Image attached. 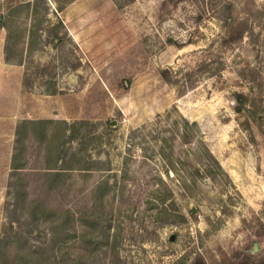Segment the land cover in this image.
<instances>
[{
    "label": "rangeland",
    "instance_id": "obj_1",
    "mask_svg": "<svg viewBox=\"0 0 264 264\" xmlns=\"http://www.w3.org/2000/svg\"><path fill=\"white\" fill-rule=\"evenodd\" d=\"M215 1L251 0H0V264L264 254V129L234 95L264 128V0L232 47ZM55 90L70 121L40 118Z\"/></svg>",
    "mask_w": 264,
    "mask_h": 264
},
{
    "label": "trees",
    "instance_id": "obj_2",
    "mask_svg": "<svg viewBox=\"0 0 264 264\" xmlns=\"http://www.w3.org/2000/svg\"><path fill=\"white\" fill-rule=\"evenodd\" d=\"M219 1H215L214 9L216 7L215 13L223 19V33L220 36V44L225 47H232L239 42H241L245 35L253 36L254 34V25H260L262 23L263 11L261 8H258L253 0L248 2L246 6L239 9L236 8L233 2H227L220 6ZM249 68L239 69L238 73L242 77L248 76ZM161 75L166 81H171L172 78L169 74V69H162ZM259 75L256 76L251 73V79L256 81ZM260 87V95L262 93V82L258 83ZM52 93H56V90ZM235 99L237 101L236 110L240 113H244L246 115L245 120V130L249 133V137L253 142H256L255 133L253 126L256 125L260 129L263 128L262 118L260 116V105L253 99L250 92L237 91L234 93ZM197 123L191 124L186 121L185 132L189 133V127L195 126ZM62 156L60 155L59 158ZM17 170L23 169L25 166H21V164H13ZM49 174L51 175H63L65 173L64 168L57 166L47 167ZM33 204H36L37 201L33 200ZM179 264H264V254L256 255L253 254L248 248H243L241 251L233 254L232 256L227 255L222 260L214 259V262L209 261L207 255L204 251L197 252L195 257L191 262L179 260Z\"/></svg>",
    "mask_w": 264,
    "mask_h": 264
},
{
    "label": "crops",
    "instance_id": "obj_3",
    "mask_svg": "<svg viewBox=\"0 0 264 264\" xmlns=\"http://www.w3.org/2000/svg\"><path fill=\"white\" fill-rule=\"evenodd\" d=\"M58 90H62L61 85L58 86ZM60 94L58 93H52L50 96V99L47 100V102H45V105L43 106L44 110H42L41 107H38L39 111L42 113L41 115V119L43 120H56V119H64L65 121H70L72 119L73 114L71 113L70 108H68L66 106V104L63 105L62 101L63 98H59ZM65 103V102H64ZM22 111H27V107L26 108H22ZM31 116H25V121H29V120H33L31 119ZM23 120V119H22ZM13 145H11L10 150L6 153L1 152V154H9V158L5 156L6 158V162H8L7 164L12 163V155H13ZM6 164V165H7Z\"/></svg>",
    "mask_w": 264,
    "mask_h": 264
}]
</instances>
